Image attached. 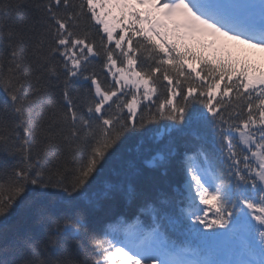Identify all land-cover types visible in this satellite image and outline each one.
Returning a JSON list of instances; mask_svg holds the SVG:
<instances>
[{"label": "snow or ice", "instance_id": "snow-or-ice-1", "mask_svg": "<svg viewBox=\"0 0 264 264\" xmlns=\"http://www.w3.org/2000/svg\"><path fill=\"white\" fill-rule=\"evenodd\" d=\"M0 43V264H264V0H0Z\"/></svg>", "mask_w": 264, "mask_h": 264}, {"label": "trees", "instance_id": "trees-1", "mask_svg": "<svg viewBox=\"0 0 264 264\" xmlns=\"http://www.w3.org/2000/svg\"><path fill=\"white\" fill-rule=\"evenodd\" d=\"M20 2L24 5H30V4H34L36 2H38V0H20ZM78 2V0H77ZM29 14V10L28 8H22L20 10L19 13V17H17L15 14H13V22L16 24L21 23L26 16ZM34 14V13H33ZM3 52V44L0 43V54H2ZM4 101H5V97L3 95L2 92H0V115H2V110L4 107ZM9 120H11V117H8ZM146 147L148 146V142H146ZM149 155V153H145V156ZM52 157L49 156L48 157V161L49 163L52 162ZM20 162V158L17 156L16 159H12L11 156L9 157H5L3 154H0V185H2L4 183V180L6 179L5 173H4V169H8L10 171V169L18 164ZM21 218V213L19 211H14L12 214V217L10 218L12 222H16L17 220H19Z\"/></svg>", "mask_w": 264, "mask_h": 264}]
</instances>
